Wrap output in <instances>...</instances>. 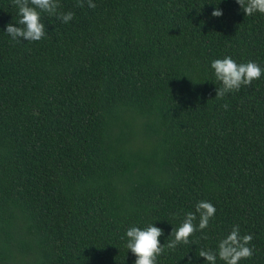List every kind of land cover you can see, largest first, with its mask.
Listing matches in <instances>:
<instances>
[{
  "label": "trees",
  "instance_id": "trees-1",
  "mask_svg": "<svg viewBox=\"0 0 264 264\" xmlns=\"http://www.w3.org/2000/svg\"><path fill=\"white\" fill-rule=\"evenodd\" d=\"M79 2L59 0L73 20L43 14L46 38L17 43L5 30L18 10L0 0V264H135L129 227L152 224L167 245L201 200L216 208L209 227L157 264H206L199 251L236 225L254 246L239 264H264V75L216 99L211 69H264V14L235 0Z\"/></svg>",
  "mask_w": 264,
  "mask_h": 264
},
{
  "label": "clouds",
  "instance_id": "clouds-1",
  "mask_svg": "<svg viewBox=\"0 0 264 264\" xmlns=\"http://www.w3.org/2000/svg\"><path fill=\"white\" fill-rule=\"evenodd\" d=\"M244 12L245 16L264 14V0H235ZM12 4L18 10V21L6 26L5 34L17 43L22 41L39 42L46 38L47 29L42 22L43 14L55 16L62 23H69L74 18V13L62 12L59 0H12ZM87 6L95 9L93 0H87ZM77 7H84L83 0ZM223 15L217 7L212 16L219 18ZM211 69L214 71L215 80L220 87L216 88V99H222L226 94L239 92L242 87H249L253 81L264 75L262 69L256 62L237 63L231 57L215 59L211 62ZM225 110L228 105L222 106ZM216 208L208 201H198L195 211L185 213L184 219L178 228H174L168 238L167 245H161L159 238L163 230L150 224L144 229L136 226L129 227L126 231V248L136 257L135 264H157L165 248L174 250L178 245H188L190 237L197 231L203 232L209 227L210 220L215 216ZM199 217L198 225L194 223ZM200 239H208L207 235H201ZM253 235L240 234L239 225L234 226L230 233L218 243L217 251L211 249L199 251V257L205 259L206 264H217V259L224 264H239L243 259H251L254 255V246L251 245ZM191 264V260H189Z\"/></svg>",
  "mask_w": 264,
  "mask_h": 264
}]
</instances>
